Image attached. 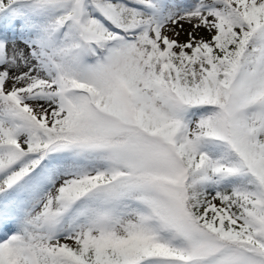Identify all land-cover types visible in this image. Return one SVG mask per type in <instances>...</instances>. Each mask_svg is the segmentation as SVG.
I'll use <instances>...</instances> for the list:
<instances>
[{
    "label": "snow or ice",
    "instance_id": "obj_1",
    "mask_svg": "<svg viewBox=\"0 0 264 264\" xmlns=\"http://www.w3.org/2000/svg\"><path fill=\"white\" fill-rule=\"evenodd\" d=\"M0 264H264V0H0Z\"/></svg>",
    "mask_w": 264,
    "mask_h": 264
}]
</instances>
